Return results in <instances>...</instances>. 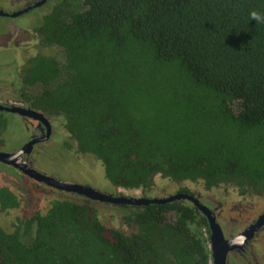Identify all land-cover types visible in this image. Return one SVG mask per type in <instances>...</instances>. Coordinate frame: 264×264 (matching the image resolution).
<instances>
[{
  "label": "trees",
  "instance_id": "trees-1",
  "mask_svg": "<svg viewBox=\"0 0 264 264\" xmlns=\"http://www.w3.org/2000/svg\"><path fill=\"white\" fill-rule=\"evenodd\" d=\"M252 10L264 14V0H62L37 30L64 60L40 55L31 77L116 186L151 190L161 174L262 192L264 22ZM119 220L134 231L62 195L13 232L0 227V264H212L193 206L155 202Z\"/></svg>",
  "mask_w": 264,
  "mask_h": 264
},
{
  "label": "flooded vegetation",
  "instance_id": "flooded-vegetation-1",
  "mask_svg": "<svg viewBox=\"0 0 264 264\" xmlns=\"http://www.w3.org/2000/svg\"><path fill=\"white\" fill-rule=\"evenodd\" d=\"M50 1L53 0H0V16L10 18L13 22L0 28V227L7 232H13L21 226L20 222L12 227L11 231H8L3 224L7 216L22 206L26 200V197L24 198L22 195V187H29L27 184L23 186V179L26 178L33 183L58 192L61 197L62 195H72L91 199L96 204L100 219L101 213L106 207L114 211L155 202L175 201L181 206H193L209 224V231L206 230L210 241L209 249L212 264H215V259L210 217L214 218L216 224L218 223L224 237L223 241L228 244L226 264H264V191L257 192L253 188L231 191L223 185L221 187H206L200 186L196 182L187 184L171 178H168V181H163L166 177L161 174L154 177L155 183L151 188L153 191H144L143 188L128 189L123 186H116L106 178L104 162L96 155L89 153L97 158V163L94 161L92 164L87 163L85 157L88 153L81 150L79 141L69 129L66 113L60 109L50 110L47 104L50 102V95L46 92L50 85L31 77L32 67L40 55L55 57L60 62L64 60L62 47L46 43L38 30H36L33 39V36L27 33L28 29L24 26L25 21H21L22 15H31ZM48 13L42 16V20ZM60 55H63L62 60L58 57ZM6 113L15 115L18 120L23 136L20 142H11V139L19 137V132L14 133V128L10 126V117ZM9 131L12 135L6 137L5 133ZM71 140L74 145H69ZM58 146L62 150L66 148L70 150L72 158L68 157V161L76 160L69 162L72 163L69 164L70 166L79 163L85 167L86 171L91 172L102 168L104 179L102 177L100 182L96 184L110 182L115 190L104 191L90 185H82L107 194L116 200L92 199L77 192L53 187L30 176L28 170L31 169L60 181L71 182L62 178L66 176L63 172L66 173L69 166L68 163L62 164L65 161L64 157H66L63 152L57 150L59 155L53 153L56 152ZM49 159L59 160V163L55 164L57 166L55 169H59L58 175L49 173V171L45 172L46 170L40 168L41 166H37V163L49 161ZM70 169L74 171L75 165ZM68 174L71 173L68 172ZM167 182H175L178 185V187H172L174 193H162L164 185L168 184ZM5 190L15 194L19 202L18 206L14 204L7 206L3 202V198L7 200ZM177 195L180 197L172 199L173 196ZM118 216L121 219L123 217V215ZM119 222L120 224L116 222L110 227L127 232L134 231V228L129 230L124 226L121 220Z\"/></svg>",
  "mask_w": 264,
  "mask_h": 264
},
{
  "label": "rangeland",
  "instance_id": "rangeland-1",
  "mask_svg": "<svg viewBox=\"0 0 264 264\" xmlns=\"http://www.w3.org/2000/svg\"><path fill=\"white\" fill-rule=\"evenodd\" d=\"M61 1L62 0L50 1L49 3H46L43 6H41L39 8V10H37L35 13H32L31 15H27V16L22 15L23 19H21V21H23V22L25 21L24 26L28 29L27 33L32 35L33 39L35 38V32H36L37 28L42 24V21H43L42 16L44 14L50 12ZM11 23H13L12 19L0 16V28L5 27L6 25H10ZM27 49H29V48H27ZM53 55H55V54H53ZM55 56H57V55H55ZM62 56L63 55H60L58 57L62 60L63 59ZM6 115L10 117V119H9L10 120V126L14 128V133L19 132L18 133L19 137H17V139H11L12 140L11 142L12 143H16L17 141L20 142L22 140L23 136L21 135L22 131H21V128H20V125L18 123L17 118L15 117V115H12V114L6 113ZM5 135H6V137L11 136L12 133L9 131V132L5 133ZM69 145H74L72 140L69 142ZM57 150L63 152L64 156H66V157H64L65 161L62 160L63 161L62 164L68 163V166H69L67 172L66 173L63 172V174H66V176L62 175V176H64V177H62L64 180L75 182V183H80V184H84V185H90L91 187L93 186V187L99 188V189L104 190V191L115 190V188L112 186V184L110 182L107 184H104V183L96 184L97 182H100V179L102 177L104 179V173L102 175V168H98L97 171L91 172V171H86L85 167H83L82 164L74 163L76 169L74 171H72L70 168H72V166H74V165L70 166L69 164H72V163H69V162H74L76 160L68 161V157H71L70 150H67V148L62 150V148L60 146H58V147H56V152L55 151L53 152L56 155H59L57 153ZM41 159H44V158H41ZM85 159L87 160L88 164H90V163L92 164L93 161H94V163L96 161H98L97 158L93 157V155H91V154H87ZM58 161L59 160L53 161L52 159H49V161H41L42 163H37V166H41L40 168L46 170L45 172L49 171V173H53V174L58 175L57 172H59L58 171L59 169H55V167L57 168V166L55 164L59 163ZM68 172H70L71 174L67 175ZM59 174L61 175V173H59ZM167 179L168 178L166 177L163 181H168ZM23 181H24L23 186L25 184H27L29 186V187H22L23 188L22 195L24 196V198L26 197V200L24 201L22 206H20L15 211H12L7 216V219L4 221L3 225H5V227L7 228L8 231H11L12 227H14L16 224H18L20 222L22 223L26 219L31 218L37 212H45L46 210L49 209V207L51 205V201L53 199L61 197V194H59L58 192H54L49 188H46L42 185L33 183V182L27 180L26 178H24ZM104 182H106V181H104ZM198 185L203 186L201 184H198ZM173 186L178 187V185L175 182H169L167 185L165 184L164 189H162V193H167V194L174 193V191L172 189ZM226 188L228 190H231V191H234L235 189L244 190V189L239 188L237 186L233 187L232 185L226 186ZM125 211H126V209H122V208L111 211L110 208L106 207L105 210L103 209V212L101 213V220L104 222L105 225L110 227L112 225H115L117 218H119L118 215H124ZM119 224H120V222H119ZM129 230H131V229H129ZM209 243H210V241H209Z\"/></svg>",
  "mask_w": 264,
  "mask_h": 264
},
{
  "label": "water",
  "instance_id": "water-1",
  "mask_svg": "<svg viewBox=\"0 0 264 264\" xmlns=\"http://www.w3.org/2000/svg\"><path fill=\"white\" fill-rule=\"evenodd\" d=\"M28 174L33 178L37 179L38 181L48 183L49 185L62 189L77 192L78 194L86 195L92 199L96 200H103V201H113L116 200L111 196L104 194L102 192H98L91 187L84 186L82 184L73 183V182H64L55 179L52 176H48L46 174L40 173L36 170H28ZM180 196H173L172 199L178 198ZM161 201V200H157ZM165 201V200H162ZM152 202V201H150ZM210 223L212 226L213 234H212V241H213V250H214V259L215 264H226V251L228 250V244L224 242V237L218 223L216 224L213 217H210Z\"/></svg>",
  "mask_w": 264,
  "mask_h": 264
},
{
  "label": "clouds",
  "instance_id": "clouds-1",
  "mask_svg": "<svg viewBox=\"0 0 264 264\" xmlns=\"http://www.w3.org/2000/svg\"><path fill=\"white\" fill-rule=\"evenodd\" d=\"M249 15L251 20H255L256 22H264V14L256 10H252Z\"/></svg>",
  "mask_w": 264,
  "mask_h": 264
}]
</instances>
